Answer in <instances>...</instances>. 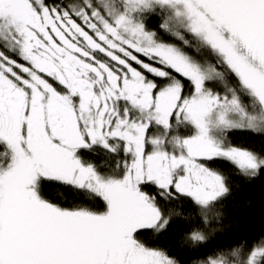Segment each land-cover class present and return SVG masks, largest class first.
I'll return each mask as SVG.
<instances>
[{"label": "snow or ice", "instance_id": "obj_1", "mask_svg": "<svg viewBox=\"0 0 264 264\" xmlns=\"http://www.w3.org/2000/svg\"><path fill=\"white\" fill-rule=\"evenodd\" d=\"M232 130L264 135V0H0V264H181L141 238L174 220L199 255L214 165L264 172ZM194 264H264V236Z\"/></svg>", "mask_w": 264, "mask_h": 264}, {"label": "trees", "instance_id": "obj_2", "mask_svg": "<svg viewBox=\"0 0 264 264\" xmlns=\"http://www.w3.org/2000/svg\"><path fill=\"white\" fill-rule=\"evenodd\" d=\"M227 135L235 146L264 152V135L246 130H232ZM81 154L85 159L105 168L110 167L113 160L124 157L121 153L110 157L101 148ZM214 166L222 168L228 175L230 194L217 206L219 219L204 228L208 239L204 245L199 246V255L190 250L191 242L183 240V235L196 225L180 224L174 220L161 234L151 230L141 232V238L150 246L169 250L181 264H194L195 261L212 255L214 250L227 249L244 241L250 244L264 236V172L255 178H248L226 161L217 162ZM68 200L71 202L72 197L69 196ZM175 203L173 202V210L181 211L174 207Z\"/></svg>", "mask_w": 264, "mask_h": 264}, {"label": "flooded vegetation", "instance_id": "obj_3", "mask_svg": "<svg viewBox=\"0 0 264 264\" xmlns=\"http://www.w3.org/2000/svg\"><path fill=\"white\" fill-rule=\"evenodd\" d=\"M99 147H96L94 150H96V149H98ZM100 149V148H99ZM101 150H103V149H101ZM82 152H86L85 150H82ZM121 154H123V153H121ZM124 155V154H123Z\"/></svg>", "mask_w": 264, "mask_h": 264}]
</instances>
